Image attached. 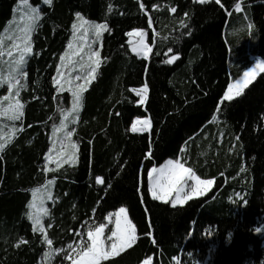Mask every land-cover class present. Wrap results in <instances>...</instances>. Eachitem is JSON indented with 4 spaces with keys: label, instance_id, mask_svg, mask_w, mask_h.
Wrapping results in <instances>:
<instances>
[{
    "label": "trees",
    "instance_id": "16d2710c",
    "mask_svg": "<svg viewBox=\"0 0 264 264\" xmlns=\"http://www.w3.org/2000/svg\"><path fill=\"white\" fill-rule=\"evenodd\" d=\"M19 1L0 0V39ZM30 1L41 14L25 66L23 114L0 151V264H39L49 250L60 251L50 264H71L63 249L121 207L138 238L100 264H264L256 232L264 217V72L221 103L251 57L264 60V0ZM77 14L109 30L69 126L76 163L46 171L54 129L73 108L72 95L58 94L55 81ZM134 30L147 35V59L131 51ZM2 60L0 50V69ZM145 85L143 106L134 91ZM145 117L150 131L132 133L133 121ZM177 159L214 187L173 207L152 198L148 173ZM49 181L54 194L43 234L33 230L29 208L32 190Z\"/></svg>",
    "mask_w": 264,
    "mask_h": 264
},
{
    "label": "snow or ice",
    "instance_id": "6c2138e0",
    "mask_svg": "<svg viewBox=\"0 0 264 264\" xmlns=\"http://www.w3.org/2000/svg\"><path fill=\"white\" fill-rule=\"evenodd\" d=\"M20 2L27 5L28 0H20ZM44 2L50 4L51 0H44ZM198 2L204 4L210 2V0H198ZM216 2L219 4L220 0H216ZM141 7L143 8L144 5L141 4ZM235 8L237 11H240V4L237 3L235 5ZM171 11L175 12L176 9L172 8ZM32 12L34 13L33 20L38 19L39 17L38 15H36L37 9H32ZM77 20L81 22L79 25H73V28L77 31L80 27H83L84 24H88V22L84 21L83 17H81L79 14H77ZM149 22L151 23V20H149ZM89 27L94 29L95 35L98 39L102 35V31L109 30L106 24H90ZM248 27L249 29H251L252 27H254V25L249 23ZM85 31H87V29ZM144 35L145 33L141 31L128 33L129 37L136 36L141 38L139 41L133 44V50H136L137 47L147 48V45L144 43L143 39ZM27 39H30V37H27ZM93 43H95V41H93ZM129 43L132 44V40H130ZM69 47H71V45H69ZM147 50L151 51L150 48H147ZM28 53H31V46L27 45L26 42V46L21 52L19 58L14 62V70L9 73L8 78H0V84L7 83L10 89L16 87L19 84V79H17L16 77L17 75H26L21 72V68L25 63V55ZM65 55L68 54L66 53ZM93 56L97 58L94 63L98 67L99 52L97 51L91 53L89 59H92ZM177 58L178 57L173 56L170 60L166 61V63H172ZM61 65H64V57H61ZM95 71L96 68H93L92 73H95ZM258 72H264V62L257 63L255 67L243 73V79H238L233 84H230L223 96V100L221 101V103H223V101H232L235 97L242 95L244 89L247 88L250 83H252ZM92 73H90L89 75H91L92 79H95V76ZM61 75L62 73L58 69V77H60ZM80 78L81 77L78 75L75 79L79 80ZM87 82L88 81L86 80V83ZM55 83L60 84V79L57 78ZM69 90L71 91V95L73 97L72 111L78 112L80 101L82 99V93L86 90V84L78 85L77 90ZM142 91L144 93V98H146L147 85L144 86ZM137 94L140 95V92H138ZM16 95H19L18 90L16 92ZM3 99L9 100V96H5ZM22 108L23 105L20 104L17 100L14 103L10 102L6 108L0 105V114L8 115L9 119L11 120H19L23 114ZM217 111H219V109H217ZM65 119H67V116H65ZM144 124L150 127V121L145 120ZM61 127H65V125H61ZM133 130H137L135 126H133ZM144 130H147V128H145ZM68 136L70 138L71 133H68ZM3 147L4 145L0 144V151L3 150ZM59 166L60 165H58V167ZM148 179L150 182V192L153 199L161 200L166 203L171 200L173 207H175L177 204L182 205L193 197L203 195L213 183L212 180H201L200 177L196 176L193 173L191 168L185 167L184 164L180 163L179 161H168L167 165L164 167H161L159 169L153 168L148 173ZM189 181H194V183L189 184ZM97 182L102 183L103 181L102 179L98 178ZM173 194H175L174 198ZM43 214L47 215V211L43 210ZM113 216L115 217V219H113ZM29 218L33 219L34 231H43V226L39 217L30 214ZM107 219L109 223H112L115 226L113 230H110V235H108L106 239L102 238L104 236V231L106 228V225L104 223H100L94 229L90 225L87 231V237L88 240L91 241V243H87L83 240L81 241L79 247L83 251L80 254V259L75 261L74 264H100L101 260H106L109 258V256L118 254L125 248H130L137 240L138 237L136 235L135 225L132 224V222L128 219L126 208L121 207L117 212L108 214ZM259 230L260 229H257V231ZM45 239L46 242L51 245L52 241L47 240L46 237ZM106 240L110 242L107 247ZM21 243H24V241H21ZM67 249L71 250L72 252L76 251V249L73 248V244L71 243L68 244ZM68 258H70V255L65 257V259Z\"/></svg>",
    "mask_w": 264,
    "mask_h": 264
},
{
    "label": "rangeland",
    "instance_id": "374dc122",
    "mask_svg": "<svg viewBox=\"0 0 264 264\" xmlns=\"http://www.w3.org/2000/svg\"><path fill=\"white\" fill-rule=\"evenodd\" d=\"M42 3L45 5L49 4V3L44 2V0H42ZM40 8L41 6L32 5L30 0H28L27 5L22 4L20 1L18 2L15 8L16 10H15L14 18L11 21V23L8 25L7 29L5 30L4 34L2 35L0 39L1 57L3 58L2 63H1V69H0V78H4V79L8 78L9 73L14 70L15 68L14 62L19 58L21 52L26 46V42H27V45L31 46V51H32V34L40 18V14H41ZM32 9H37L36 15H38L39 18L36 20H33L34 13L32 12ZM83 20L87 21L88 24H84V26L80 27L78 31L76 29L74 30V37L70 44L71 47H69V49L66 51L68 55H65L66 53L64 54V65L63 66L60 65L59 70L62 73V75L58 77V73H57V76H56V79L57 78L60 79V84L55 83L58 90L60 91L68 90L70 94H71V91L69 89L77 90V86L82 85V84H86V88H87L89 84L92 82L93 79L91 78V75L89 74L92 73L93 68L97 69V66L94 63V61L97 58L93 56L92 59H89V56L93 52H97V51L99 52V49L101 46L100 43L102 42V36L105 33V31H102V35L98 39L97 36L95 35L94 29L90 28L89 25L90 24H104V23H99L96 21L88 20V19H83ZM80 23L81 22L77 20L76 24L79 25ZM86 29L87 31H85ZM141 32L143 31L141 30ZM27 37H30V39H27ZM130 38L132 40V44H131L132 48H133V44H135L137 41L141 39L140 37H136V36H133ZM143 39H144V43L147 45V48H150L149 44L147 43L146 33ZM93 41H95V43H93ZM250 41H252V39ZM147 48L137 47L135 51L143 55H147L150 53V51H148ZM28 55H30V53L25 55V63L22 65V68H21V72L24 74H25V66H26ZM251 60L254 61V64H253L254 66H252V68L255 67L257 63L264 62V60L258 58L257 56L256 57L252 56ZM99 61H100V55H99ZM260 73L262 72H258V74L255 76L252 82L255 81V79L258 77ZM92 74L95 76V73H92ZM78 75L81 78L79 80H76L75 78ZM16 78L19 79V84L14 88L10 89L7 83L0 84V90L4 91L3 92L4 95L0 96V101H1V105L5 108L10 102L14 103L17 100L19 101L20 104H22L21 91L24 89L23 82H25L26 77L25 75H17ZM241 79H243V77ZM86 80L88 81L87 83H86ZM234 82L235 81H232L230 84H233ZM17 90L19 91L18 96L16 95ZM5 96H9V100H4L3 98ZM22 112H23V108H22ZM0 118H3L4 120L10 123H13V124L16 121H19V120H11L9 119L8 115H3V114H0ZM13 124H10L8 126L9 134L14 132ZM64 125L65 127H63L62 129H58L54 133V136H53L54 143L51 145L52 152L50 155H51V159H53L54 162H59L60 160L61 162H63V159H65L67 164L68 163L72 164L74 160V156L72 155L73 146L71 145L72 144V131L69 129L68 124L65 123ZM145 128H147V125H145L144 122H141L140 124L136 126V129H138L137 131L139 132H141ZM68 133H71L70 138L68 136ZM65 148H67V152H68L67 157L64 156L65 153L61 152ZM179 162L181 163V160ZM164 166H161V167H164ZM161 167H155V168L159 169ZM193 173L195 174L194 171ZM201 180H210V179H201ZM212 181L213 183L211 187L203 195L208 193L214 187V180ZM188 183L192 184L194 183V181H189ZM50 188L51 186L48 187V189ZM48 189L43 188V190H41V189L35 188L34 193H32L33 200L31 201L32 203H30V208H29V212H31V215L39 217L41 219L43 231H38V232H41L43 234H45V227H44L45 220L44 219L48 216L49 203L52 201V192H50ZM149 190H150V185H149ZM174 196L175 194H173V198ZM201 196H196L193 198H198ZM241 197L242 196H238V198H241ZM158 201H161V200H158ZM168 202L172 204L171 200H169ZM178 205L180 204H177L176 206ZM43 210L47 211V215L43 214ZM113 219H115L114 216H113ZM30 220L33 223V219H30ZM33 226H34V223H33ZM108 227H112V230H113L115 226L114 224L109 223L107 221L106 228L104 231V236L102 238L106 239V237L108 236L106 232ZM257 229H260V230L256 232L264 238V217L261 219L259 227ZM82 240L87 243H91V241L88 240V237L87 239L80 238L77 241L71 243L73 244V248L76 249L75 252L68 250L67 247L63 249L64 252H67L68 256L70 255L69 259L71 260V264H74L75 261L80 259V254L82 253L83 250L79 247V245ZM109 243L110 242L106 240V247ZM123 250H121L120 252H122ZM59 252L60 251H51V250L47 251L46 253L43 254L39 264H50V261ZM118 254H113L109 256V258L115 257ZM146 262L147 264H153V258H148L144 260L141 264H146ZM175 264H178V262L176 261ZM202 264H206V262Z\"/></svg>",
    "mask_w": 264,
    "mask_h": 264
},
{
    "label": "crops",
    "instance_id": "0c3cea01",
    "mask_svg": "<svg viewBox=\"0 0 264 264\" xmlns=\"http://www.w3.org/2000/svg\"><path fill=\"white\" fill-rule=\"evenodd\" d=\"M242 8H243V5H242V4H240V11H237L236 8H235L236 15L234 14V16H238L239 14H237V13L241 12V11H242ZM239 16H240V15H239ZM232 17H233V16H231V19H232ZM243 17H244V18H245V17L248 18V16H245V15H243ZM233 18H235V17H233ZM231 19H230V20H231ZM135 31H141V30H134V31H132V32H135ZM73 37H74V34H73ZM72 40H73V38H72ZM68 49H69V47H68ZM68 49H67V50H68ZM150 49H151V47H150ZM131 51H132L135 55H137L138 57H140V58H144V59L149 58V55H150V53L147 54V55H143V54H141V53H138V52H136L135 50H133L132 47H131ZM65 53H66V51L62 54L61 57H64V54H65ZM81 59H82V58H81ZM100 63H101V60L99 61V66H100ZM253 64H254V61H253ZM60 65H61V58H60ZM60 65H59L58 69H60ZM99 66H98L97 69H96L95 76H96V74H97V70H98ZM252 66H254V65H252ZM252 66H251L249 69H251ZM249 69H248V70H249ZM248 70H247V71H248ZM57 73H58V71H57ZM242 77H243V75H242L241 77H239L238 79H241ZM238 79H237V80H238ZM87 88H88V87H87ZM87 88H86V89H87ZM143 88H144V87L139 88V89H136L134 92H135L136 94H137L138 92H140V95L137 94V95L139 96V98H140L139 104H141V105L144 106L145 103H146V100H147L148 88H147L146 98H144V93H143V91H142ZM57 91H58V94H62V93H65V92H68V93H69L68 90L60 91V90H58V88H57ZM3 92H4V91H3ZM83 92H84V91H83ZM82 94H83V93H82ZM2 95H4V94H0V96H2ZM142 99H143V102H142ZM79 109H80V107H79ZM78 111H79V110H78ZM22 113H23V112H22ZM77 113H78V112L72 111V108L69 109V110H67V111L64 113V118H63V120H62V121L56 126V128L54 129V132H53V134H52V144L54 143V141H53L54 133H55L58 129H62V128H63V127H61V125H64L65 123L68 124V126H71V125L76 124V122H77ZM74 115H75V118L73 119V116H74ZM65 116H67V119H65ZM69 119H71V120L69 121ZM145 120L150 121L149 118H147V117H145V118H137V119H135V120L133 121L131 127H130V131H131L132 133H146V132H149V131H150V128H151V124H150V127L147 125V130H142L141 132L137 131L138 129L135 130V131L133 130V126H135V128H136V126H137L138 124H140L141 122H144ZM73 121H74V122H73ZM138 121H139V122H138ZM10 124H12V123H10V122L4 120L3 118H0V144H3L4 147H5L6 145H8V144L14 139V136H15V134L17 133L16 131H18L17 128L14 127V133L9 134L8 126H9ZM69 129H70V128H69ZM70 130H71V129H70ZM71 131H72V130H71ZM71 145L73 146V154H72V152H71V154L74 156V160H73L72 164H70V163L67 164V163L65 162V159H63V162H61V160H60L59 162H54L53 159H51V155H50V154H51L52 150L50 149L49 153L47 154V159H46V164H45L46 171H49V170H51V169H58V168L64 167L65 165H74V164L76 163V159H77V145L74 143L73 139H72V144H71ZM4 147H3V148H4ZM61 152L65 153L64 156L67 157V155H68L67 148H65V149L62 150ZM168 161H180V159H177V160H168ZM168 161H166V162H165L163 165H161V166L166 165ZM60 162H61V163H60ZM181 163H182V162H181ZM58 165H60V166L58 167ZM161 166H160V167H161ZM186 167H187V166H186ZM187 168H189V167H187ZM149 185H150V182H149ZM49 186H51L50 189H48ZM43 188H47L50 192H52V198H53V194H54V192H53L52 182L49 181V182L45 183V185H43V186H41V187H38V188H36V189H41V190H43ZM34 190H35V189L32 190V193H34ZM151 195H152V194H151ZM32 200H33V195H32ZM32 200H31V201H32ZM31 203H32V202H31ZM30 214H31V212H29V216H30ZM107 221H108V219H107Z\"/></svg>",
    "mask_w": 264,
    "mask_h": 264
}]
</instances>
